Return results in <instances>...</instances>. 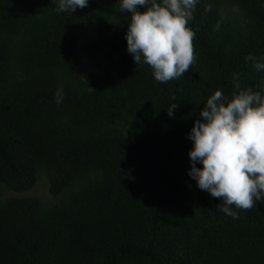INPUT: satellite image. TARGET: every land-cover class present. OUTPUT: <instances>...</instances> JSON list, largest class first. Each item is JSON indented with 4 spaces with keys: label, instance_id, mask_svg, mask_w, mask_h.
Wrapping results in <instances>:
<instances>
[{
    "label": "trees",
    "instance_id": "trees-1",
    "mask_svg": "<svg viewBox=\"0 0 264 264\" xmlns=\"http://www.w3.org/2000/svg\"><path fill=\"white\" fill-rule=\"evenodd\" d=\"M57 7L0 0V264H264V200L234 219L187 175L207 97L264 94L245 59L264 56V0H200L194 63L163 83L126 51L119 0Z\"/></svg>",
    "mask_w": 264,
    "mask_h": 264
},
{
    "label": "clouds",
    "instance_id": "clouds-1",
    "mask_svg": "<svg viewBox=\"0 0 264 264\" xmlns=\"http://www.w3.org/2000/svg\"><path fill=\"white\" fill-rule=\"evenodd\" d=\"M200 0H119V11L128 13L126 51L137 66L147 64L156 81L167 82L188 71L194 63L188 27ZM57 12L84 8L88 0H57ZM139 9H143L142 11ZM207 10V9H206ZM257 71H264V56L249 54ZM235 79V74H234ZM229 99L221 89L207 97L187 134V175L196 187L223 199L219 210L238 218L228 205L251 209L264 200V94L251 87L240 88ZM56 103L63 99L57 89ZM177 104L168 106L171 117ZM200 165L197 167V165Z\"/></svg>",
    "mask_w": 264,
    "mask_h": 264
},
{
    "label": "rangeland",
    "instance_id": "rangeland-1",
    "mask_svg": "<svg viewBox=\"0 0 264 264\" xmlns=\"http://www.w3.org/2000/svg\"><path fill=\"white\" fill-rule=\"evenodd\" d=\"M98 51H94V60H96L98 58ZM30 195H36L37 197H39L40 199L44 200V201H48L49 200V196L47 194V190L45 185L43 184L42 181H40L37 186L35 188H33L31 191H29Z\"/></svg>",
    "mask_w": 264,
    "mask_h": 264
}]
</instances>
